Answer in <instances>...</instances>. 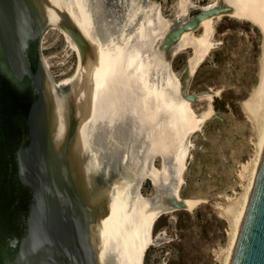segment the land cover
<instances>
[{"label":"water","instance_id":"1","mask_svg":"<svg viewBox=\"0 0 264 264\" xmlns=\"http://www.w3.org/2000/svg\"><path fill=\"white\" fill-rule=\"evenodd\" d=\"M180 1L167 19L160 0H0V264H143L152 221L187 207L174 195L209 19L240 11L264 31V0H217L192 17ZM51 28L80 55L68 83L45 60ZM189 45L177 77L171 60ZM259 111L264 121V68ZM230 264H264V153Z\"/></svg>","mask_w":264,"mask_h":264},{"label":"rangeland","instance_id":"2","mask_svg":"<svg viewBox=\"0 0 264 264\" xmlns=\"http://www.w3.org/2000/svg\"><path fill=\"white\" fill-rule=\"evenodd\" d=\"M188 1L192 2L188 12L192 17L215 0ZM180 2L160 0L162 15L173 19ZM214 20L212 41L215 46L193 73L188 93L212 91V103L221 118L208 117L200 131L192 133L191 153L179 193L184 200L193 197L201 202L192 210L175 209L157 218L153 227L154 242L146 250L144 264H224L231 241V225L222 217L218 206L229 205L226 196L237 199L244 192L258 151L255 128L247 118L243 101L259 83L264 34L257 25L233 15H222ZM202 32L199 28L196 35ZM43 46L56 82L75 74L79 54L64 32L51 28ZM193 54L190 47L176 52L172 69L181 73ZM192 105L195 112L201 114L208 109L209 100L198 98ZM154 163L162 168L160 159H154ZM142 193L145 196L155 193L150 179L144 182Z\"/></svg>","mask_w":264,"mask_h":264},{"label":"bare ground","instance_id":"3","mask_svg":"<svg viewBox=\"0 0 264 264\" xmlns=\"http://www.w3.org/2000/svg\"><path fill=\"white\" fill-rule=\"evenodd\" d=\"M187 2H188V10H187V15H188L189 7H190V4L192 2L191 1L189 2L188 0H187ZM217 2L218 1L215 0L212 3H210V4L204 5L203 7L213 6ZM226 14L233 15V16H235L237 18L245 19V20H248V21L252 22L253 24H255L258 27H260L262 32H263V34H264V31H263V28H262L261 24L257 20H255L252 16H250L249 14H246L244 12H240V11H223V12H221L219 14L213 15L209 19L210 46H209L208 51L206 52V54L202 58V60L199 62V64L202 63V61L209 55V53L211 52L212 48L215 46V44H214L215 42L212 41V36H213V33H214V21H215L214 18L220 17L222 15H226ZM199 28H202V30H203L201 35H203L204 32H205L204 24H201L194 30V36L195 37L201 36V35H199V36L196 35V30L199 29ZM65 35H66L67 39L69 40V42L71 43L72 47L75 50H77L76 45L70 39V37L67 35V33H65ZM186 47L193 48L194 54H195V46H193V45L185 46L183 48H180L179 50H182V49H184ZM262 49H263V57H262L261 63H260L259 83L256 86V88L252 91V94L250 95V97L243 101V108L245 110L247 118L253 124V127L255 128L256 138L258 140L257 141L258 151L255 152L257 154H256L255 158H253V161L251 163L252 165L251 166L248 165V166L251 167V171H249L250 172V174H249L250 177L248 176L249 177V179H248L249 182L244 187V192L237 199H232L230 196H226L227 197L226 199L229 201V205L225 206V207H223V205L222 206H218V208L221 209L222 217L225 216L227 218V220H229L230 225H231V241H230L229 246H228V251H227L226 259L224 260L225 261L224 264H230V262H231L232 255H233V252H234V248H235V245H236L239 233H240V229H241V226H242L244 215H245V212H246V209H247V206H248V202H249V199H250V196H251V192H252V189H253V186H254V183H255V179H256V176H257V172H258V169H259V166H260V162H261V159H262V156H263V153H264V121H263L261 113L259 111V94H260V89H261V83H262V77H263V68H264V39H263ZM77 52H78V50H77ZM78 54H79V52H78ZM192 57L193 56H191L189 58L188 63L185 65L184 70L187 69V67L189 65V62H190ZM45 60H46V58H45ZM46 62H47V60H46ZM171 63H172V60H171ZM47 64H48V62H47ZM199 64L197 65V67L199 66ZM171 67H172V65H171ZM79 69H80V55H79L78 68H77L75 74H73L71 77L65 78V79H63V80H61L60 82H57V83H68V82H70L76 76L77 71H79ZM183 71L181 73H176L173 70V72L175 73V75L177 77H181ZM187 93H188V90H187ZM212 97H213L212 96V91H210V90H209V92L199 93V98H207V100H209L208 109L206 108L207 110L205 109L206 111H204L203 113L200 112L201 114H199V113L197 114L195 112L194 108L192 107L193 106L192 105V100H189L191 126H190V131H189V135H188L187 142H186V147H185V152H184L180 184H179L178 191L174 195L175 198H178V199H181V200L185 201L186 205H187L186 208L189 209V210L194 209L196 207V205L201 202L200 199L193 198V197L192 198H187V199L184 200V199L181 198V196L179 194L180 193V188H181L182 184L184 183V171H185V169L187 167V158H188V155H189V152H190V149H191L190 137H191L193 132L198 131V130L200 131L204 121L208 117L214 116V115L217 114L216 111H215V108L213 106V103H212ZM153 164H154V166H156L154 161H153ZM243 166L246 167L247 165H243ZM157 168L161 169L159 167H157ZM146 179H150L152 181V183H153V180L151 179V177L145 176L142 179V181H141V183L139 185V192H140L141 196L150 197V196H145L142 193V187H143V184L146 181ZM186 208H184V209H186ZM155 222H156V220L154 219L152 221L150 229L148 231L144 258H145L146 250L149 248L150 244H152L154 242L153 227H154ZM143 264H144V262H143Z\"/></svg>","mask_w":264,"mask_h":264}]
</instances>
